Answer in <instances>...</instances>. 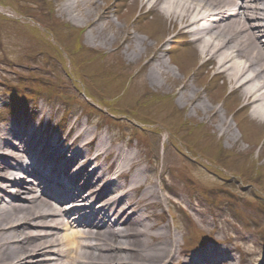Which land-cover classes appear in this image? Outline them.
<instances>
[{
	"label": "rangeland",
	"instance_id": "rangeland-1",
	"mask_svg": "<svg viewBox=\"0 0 264 264\" xmlns=\"http://www.w3.org/2000/svg\"><path fill=\"white\" fill-rule=\"evenodd\" d=\"M45 2L0 0V59L6 60H0V127L9 121L38 125L40 135H52L61 143L77 127L87 126L93 138L90 153L102 137L110 149L119 144L136 154L143 178L156 185L159 195L152 220L166 224L176 235L180 257L218 245L240 258L250 250L258 252L264 262V124L251 117L248 107L242 108L245 102L225 77L214 76L218 68L202 60L192 43L189 50L173 46L170 53L168 48L175 44L167 32L173 36L172 26L152 9L146 12L152 19L144 17L139 0L116 1L119 9L125 4L127 8L121 14L118 8L109 12L108 20L120 35L108 45L88 41V23L104 6H114V0H93L92 5L86 0ZM64 4L71 6L72 14L64 12ZM132 13L140 14V23L129 22ZM124 23L133 36H143V31L152 35L145 46L160 42L167 47L163 61L169 78L161 88L150 86L145 75L150 58L124 55ZM26 47L35 52L28 53ZM176 48L181 50L172 54ZM41 77L50 84L61 79L62 99L39 93L18 101L13 111L4 109L10 99L7 89L29 93L43 82ZM131 80L136 82L126 89ZM182 81L199 90L215 116L204 115L197 103L182 106L176 93ZM145 85L152 91L145 92ZM222 117L233 139L217 127ZM193 234L207 243L188 242ZM248 264L255 263L249 259Z\"/></svg>",
	"mask_w": 264,
	"mask_h": 264
},
{
	"label": "bare ground",
	"instance_id": "bare-ground-1",
	"mask_svg": "<svg viewBox=\"0 0 264 264\" xmlns=\"http://www.w3.org/2000/svg\"><path fill=\"white\" fill-rule=\"evenodd\" d=\"M139 1L141 9L168 20L174 31L173 36L167 32L169 41L178 35L189 38L196 54L218 68L251 117L264 124V0ZM70 7L62 9L72 14ZM111 10L112 5L104 6L89 20L90 43L108 45L119 37L108 20ZM123 25L124 55L150 58L145 75L150 86L161 88L169 78L163 61L167 47L160 42L145 46L152 35L133 36ZM176 93L182 106L197 103L204 115H216L186 81ZM216 125L233 139L223 117ZM89 135L82 125L68 143H57L52 135H40L38 125L12 121L0 127V264H248L249 259L264 264L258 252L238 258L218 245L180 257L176 235L152 220L159 195L156 185L143 178L136 154L119 144L110 149L102 137L90 153Z\"/></svg>",
	"mask_w": 264,
	"mask_h": 264
},
{
	"label": "trees",
	"instance_id": "trees-1",
	"mask_svg": "<svg viewBox=\"0 0 264 264\" xmlns=\"http://www.w3.org/2000/svg\"><path fill=\"white\" fill-rule=\"evenodd\" d=\"M77 42H75V44H74V46H73V48L75 49V50H77ZM27 48V47H26ZM27 50H28V53H31V54H33V51H31V49L29 50L28 48H27ZM43 82H49V80H45V78H43V77H41L40 78Z\"/></svg>",
	"mask_w": 264,
	"mask_h": 264
}]
</instances>
